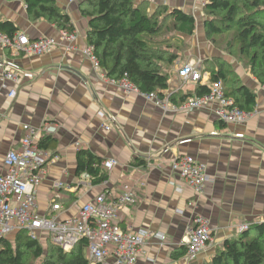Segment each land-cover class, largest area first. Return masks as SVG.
Returning a JSON list of instances; mask_svg holds the SVG:
<instances>
[{
  "label": "crops",
  "instance_id": "1",
  "mask_svg": "<svg viewBox=\"0 0 264 264\" xmlns=\"http://www.w3.org/2000/svg\"><path fill=\"white\" fill-rule=\"evenodd\" d=\"M190 1L171 0L167 5L189 13L185 7ZM56 2L72 18L75 41L65 40L64 32L54 24L33 21L23 0H0V18L15 23L19 35L31 40L54 38L59 43L51 54L35 57L16 54L0 44V60H14L24 72L33 74L32 78L22 77L17 85L0 79V170L8 152L20 146L22 126L41 127L45 137H51L47 149L57 159L47 166L38 190L40 214L52 217L51 204L60 197L57 202L63 209L57 214L61 218L74 216L77 206L103 191L116 192L124 181L137 184L139 178L137 203L123 209L118 223L124 231L147 229L166 240L150 238L138 264H188L185 235L198 215L211 221L213 242L194 264H209L227 241L239 236L237 225L264 219V87L246 70L238 69L241 80L258 95L255 111L241 125H223L210 110L165 113L141 94L127 93L111 84L105 71L94 67L84 53L89 21L81 16L79 4ZM190 44L182 59L165 65L170 75L166 92L178 105L183 98L195 96L197 89V84L180 78L182 65L196 61L201 54L206 55L204 61L210 55L228 57L214 54L206 40L196 42L193 38ZM205 74L202 85H210L211 74ZM11 90L17 92L14 99L10 98ZM101 111L112 125L108 130L102 127ZM213 132L222 134L213 136ZM237 133L244 134V139L236 138ZM80 149L107 162L103 167L108 175L106 183L95 185L87 174L76 176ZM184 155L204 164L211 176L200 195L169 167H156L160 160ZM137 158L146 160L147 165L136 167ZM111 159L118 165H110ZM57 182L64 183V188L55 190ZM191 202L195 207H189Z\"/></svg>",
  "mask_w": 264,
  "mask_h": 264
},
{
  "label": "trees",
  "instance_id": "2",
  "mask_svg": "<svg viewBox=\"0 0 264 264\" xmlns=\"http://www.w3.org/2000/svg\"><path fill=\"white\" fill-rule=\"evenodd\" d=\"M23 1L33 21L44 20L62 32H75L72 18L56 0ZM145 4L135 0H82L79 10L89 21L88 46L93 47L107 77L119 80L127 74L141 93L155 92L163 96L170 80L165 65H173L185 56L190 47L184 36L195 35L197 20L192 14L178 8L171 9L165 4L149 14L143 10ZM205 10L214 16L213 20L205 22L212 44L232 61L245 58L247 65L244 68L264 87V0H209ZM170 30L176 31L182 44H170L159 38ZM0 33L14 38L19 28L12 21L0 18ZM232 61L215 57L211 64L206 60L202 72L211 74L210 84L222 82L225 96L231 98L237 107L248 114L253 113L257 107V92L239 78ZM209 92L210 85H197L195 94L202 96ZM183 99L185 101L187 97ZM171 100L177 102L174 96ZM51 143V137L47 136L41 147L47 149ZM104 162L89 150L80 149L76 176L87 174L93 184H102L108 178L103 170ZM146 165L142 158L135 160L136 167ZM12 236L14 242L9 240L11 236L0 240V264H28L30 256L43 259L42 264H90L85 240L69 253L49 240L50 250L46 256L41 242L27 232ZM209 264H264V224L252 223L247 231L227 241Z\"/></svg>",
  "mask_w": 264,
  "mask_h": 264
},
{
  "label": "built area",
  "instance_id": "3",
  "mask_svg": "<svg viewBox=\"0 0 264 264\" xmlns=\"http://www.w3.org/2000/svg\"><path fill=\"white\" fill-rule=\"evenodd\" d=\"M82 0H70L72 4ZM167 5L171 0H158ZM190 1V0H185ZM64 39L75 41L76 33L64 32ZM0 44L7 50L28 57L51 54L59 43L54 38L41 37L31 40L27 35L18 34L14 38L0 33ZM85 55L93 62L97 70H103L94 54L92 46H88ZM179 76L184 82L197 85L204 84L207 74L202 72L201 60L191 61L181 66ZM23 78H32L33 74L24 72L17 62L11 59L0 60V79L3 82L19 84ZM107 77V75H106ZM107 80L122 88L127 93H139L154 103L161 111L168 113L210 110L224 125H241L246 122L248 113L237 107L231 98L225 96L222 82L210 84V92L202 96H191L182 104L172 102L171 96L165 92L163 96L157 93H141L129 80L126 74L116 80L107 77ZM17 96L16 90L10 91V98ZM251 114V113H250ZM102 127L111 128L107 122V115L99 112ZM115 122V119H112ZM23 138L18 149L11 150L4 158V168L0 170V240L25 231L38 241L51 240L64 252H71L81 241L87 242V257L90 264H138L150 238L165 241L166 237L154 234L147 229L138 231H124L118 223L123 209L137 203V184L141 182L127 180L121 183L116 192L109 190L101 192L94 200L77 206V213L68 218H61L57 213L63 206L55 201L51 204L54 212L52 217L39 212L38 190L46 175L47 166L57 159L48 149L42 148L45 130L29 124L22 126ZM213 132V136L221 135ZM238 139L245 135L237 133ZM105 161L103 167H105ZM110 165H118V161L111 159ZM158 169L169 167L176 172L198 195L202 194L206 184L211 181L206 166L198 162L193 156L184 155L172 160H160L156 163ZM90 177V176H88ZM91 178V177H90ZM107 180L105 181V183ZM64 188V183L57 182L55 190ZM181 192V188H177ZM195 207L194 202L188 204ZM183 214L182 210L178 211ZM264 224V219L261 222ZM252 223L237 225L238 233L247 231ZM213 242V228L211 221L201 215L195 217L187 228L185 245L188 264H194L200 254L207 251ZM112 261V262H110Z\"/></svg>",
  "mask_w": 264,
  "mask_h": 264
},
{
  "label": "rangeland",
  "instance_id": "4",
  "mask_svg": "<svg viewBox=\"0 0 264 264\" xmlns=\"http://www.w3.org/2000/svg\"><path fill=\"white\" fill-rule=\"evenodd\" d=\"M137 3H147L145 5H143V10L146 13H153L155 12L158 8H160V4H158L160 1L158 0H135ZM209 0H191L190 2H186V4H188V6L185 7L186 11H189L190 14H192L195 18L198 19V23H199V30L197 32H195V35L193 37H185L184 39L189 43V47H191L192 45L190 44V42H192V39L194 38L196 42H199L201 39L206 40L207 41V45L209 48H211V50H213L214 54L217 53H222L223 50H219V48L215 47L212 42H211V38H209L207 31L205 30V22L208 19H212L214 18V16H210L208 14V12L205 10V5L208 3ZM168 6V5H167ZM153 8V11H152ZM184 11V10H183ZM221 16V15H218ZM204 27V30L201 31V28ZM204 35V36H203ZM196 36V37H195ZM159 38L164 39L165 42L170 43V44H176V42H178L179 44H182V42H179L180 39H178V34L176 33V31L174 30H170V32L166 35H161ZM192 38V39H191ZM228 40V39H225ZM166 44H164L163 46H165ZM221 46V45H220ZM165 48V47H163ZM190 49V48H189ZM237 52V51H236ZM206 56V55H205ZM204 55H200V58H198L197 60H201L202 65L204 63L205 57ZM205 57V58H204ZM213 56L210 55V57H208V61L212 64L214 61ZM227 61L231 62L232 58L229 56L226 58ZM233 69L235 71L236 74H238V69H244L246 70L248 73H250L246 68L247 65V60L245 58H243L242 60L237 59H233ZM239 76V74H238ZM239 78H241L239 76ZM11 242H14V238L13 236L10 237ZM48 239H43L41 241V244L43 245V247L45 248V254L46 256H48V252L50 249L48 246ZM28 264H42L43 263V259H35L32 256H30L28 258L27 261Z\"/></svg>",
  "mask_w": 264,
  "mask_h": 264
}]
</instances>
